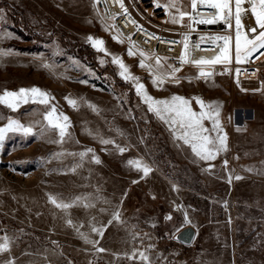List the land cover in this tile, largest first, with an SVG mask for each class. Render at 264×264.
<instances>
[{
  "label": "rangeland",
  "instance_id": "1",
  "mask_svg": "<svg viewBox=\"0 0 264 264\" xmlns=\"http://www.w3.org/2000/svg\"><path fill=\"white\" fill-rule=\"evenodd\" d=\"M179 2L190 11V0ZM106 28L92 0H0V50H11L0 54V95L37 87L55 97L50 103L71 122L63 144L49 143L58 139L55 131L42 138L9 132L0 143V238H9L0 264H142L138 256L128 258L134 251H146L152 264H264V85L239 88L211 66H204L213 73L207 82L195 79V66L176 76L179 83L157 87L153 73L139 66V52L129 56V47ZM89 36L102 39L154 99L185 97L197 112L194 97L218 102L228 150L213 161L196 158L148 111L134 82L119 75L112 55L94 48ZM65 97L76 99L78 107ZM28 101H12L15 110L0 104V127L8 118L43 123L47 107L32 102L30 94ZM117 145L126 150L120 153ZM87 149L93 152L83 158L70 155ZM55 152L64 155L41 163ZM137 159L152 169L146 177L128 164ZM210 163L214 167L207 171ZM50 195L63 202L86 200L64 210ZM185 212L190 224L184 223ZM93 227L103 228V235ZM187 227L196 231L191 245L177 239ZM80 233L98 243H86Z\"/></svg>",
  "mask_w": 264,
  "mask_h": 264
},
{
  "label": "snow or ice",
  "instance_id": "2",
  "mask_svg": "<svg viewBox=\"0 0 264 264\" xmlns=\"http://www.w3.org/2000/svg\"><path fill=\"white\" fill-rule=\"evenodd\" d=\"M106 3L107 0H96V3ZM115 3L119 4L125 16H129L127 8L124 7L123 0H114ZM245 0H190L191 12L182 10L179 0H165L164 3H160L159 0H153L154 7L163 8L166 15L169 16V20L165 22H170L173 24H181L185 27H190V25H183L185 17H188L190 21L199 23V24H214L220 20H224L227 23L228 28H232L230 23L233 15L235 18V39H234V55L235 62L240 64L241 62H249L252 60L253 56L255 59H259V56L255 54L260 52L261 49H264V0H250L251 4V14L254 17V26L249 27L246 32H241V19L242 12L245 11L242 9V4ZM233 4L235 11L233 13ZM207 6L210 9L215 10V15L209 18L201 17L196 19L192 16V13L198 12V6L203 7ZM174 10V11H173ZM130 23L136 24L135 20L129 19ZM114 27V26H111ZM105 30H109L106 28ZM138 31H145L143 26L137 25ZM147 34V33H146ZM10 35V34H9ZM149 39H160L155 36V34H147ZM114 40L117 42H123L118 39V36H113ZM131 41V37H128ZM212 44H215L217 41H223V45L219 47V52L217 55L211 58L207 57H194L192 53L194 51H207L209 49H202L200 45L205 42L206 37L200 36L199 42L190 45V38L188 34H183V39L179 42L182 44V51L178 60L181 65L186 63H191L194 66L200 68L195 79L203 78L206 82L213 75L210 71H204V66H211L216 64H227L232 62V47L231 41L232 37L230 36H212L207 38ZM87 40L91 42L92 46L98 51H103L106 55H112L108 53L107 49L103 47L104 41L92 36L87 37ZM147 42V41H146ZM167 42L170 44L177 43L176 41H161ZM135 42H131L130 47L128 48V55L134 56L137 54ZM171 50V49H170ZM139 55L142 59L139 62V66L146 68L150 73H153L152 83L153 85L159 87L163 85L166 81H172L179 83V78L176 77V73L180 71V68L174 65H168V71L164 70L162 61L166 62L167 58L156 56L155 53L150 55L146 54L143 50H138ZM0 54L8 55L11 54V50H0ZM58 53H54L56 55ZM260 55H264V52H260ZM154 59V64L146 63V60ZM103 63V61H101ZM112 63L118 65L120 72L119 75L125 80H131L134 82L136 93L138 96H141L143 102L148 106V111L154 113L157 118L163 121L168 125L169 130L172 132L174 139L182 141L183 145L189 147L196 158L202 161H213L221 152H226L228 150L227 133L224 132L221 122L219 119L220 116V107L221 105L218 102H205L199 97H194V99L199 106V112L193 110L191 107V101L188 98L181 97L178 95H173L170 99L156 100L150 96L143 83L139 82V78L132 75L129 71L128 66L123 62V60L115 55H112ZM43 67L50 68L51 65L44 64ZM237 76L240 74V69H236ZM189 81L193 79L192 77L187 78ZM81 83H87V81H80ZM239 84V81H236ZM29 94L32 97V102H38L47 107V111L43 114V123L37 121L35 124L24 125L21 122L8 118V123L0 127V143L5 139V136L9 132H21L25 137L32 136L37 138H42L47 132L55 131L58 133V139L50 140L49 143L63 144L67 135V129L71 126L70 119L67 115H64L62 112H58L55 105L51 104L50 101L54 100L55 97L51 96L49 93L37 88L32 87L30 89H19L18 92H11L7 89L4 90L3 94L0 95V104H5L7 107L15 110L17 104L12 101H16L17 98L23 100L24 103L29 102ZM39 98L38 100L36 98ZM66 102L69 106L76 109L78 107V101L71 97H65ZM89 107L93 111H96L94 105L89 104ZM205 121L210 122V127L205 125ZM40 126L39 132L34 131V128ZM240 128H237L239 131ZM101 143L109 144L114 143L110 140H101ZM117 148L120 153H123L126 149L123 147ZM93 152L92 149H87L84 152L75 154L70 153V155H79L81 158L86 156L88 153ZM64 153L55 152L50 153L48 157L40 158L41 163H47L51 159H58ZM93 159L96 163H100L98 157L93 156ZM129 165L135 166L138 170L143 172V175L146 177L150 172L151 168L142 164L141 160H130L128 161ZM228 161H224L225 168L227 167ZM214 165L211 163L207 171H211ZM74 170V169H73ZM249 171H251L249 169ZM232 176L229 175V183H231ZM236 180L242 179L241 176H235ZM133 183H136L134 181ZM50 202L53 203L57 208L68 209L72 206L79 205L86 200V198L76 197L71 202L58 201L55 197H49ZM85 207H92L91 203H85ZM119 212L113 213V219L119 220ZM167 219L171 220L172 217L169 216ZM69 224L72 223L71 220L67 221ZM112 221H109V224ZM184 223L190 224L191 221L188 218V214H184ZM77 231H79L77 229ZM93 232H96L98 235H103V228H92ZM80 235L85 239L86 243L95 245L97 241L88 240L87 236L84 233ZM3 240V243H0V252L7 251L9 248V238L7 236L0 238ZM151 247V246H149ZM98 252H104L106 249L97 248ZM139 257L142 264H152L149 255L146 254V251L133 252L129 259H135ZM6 264H13V261H7Z\"/></svg>",
  "mask_w": 264,
  "mask_h": 264
},
{
  "label": "built area",
  "instance_id": "3",
  "mask_svg": "<svg viewBox=\"0 0 264 264\" xmlns=\"http://www.w3.org/2000/svg\"><path fill=\"white\" fill-rule=\"evenodd\" d=\"M92 2L101 20L126 46L130 47L131 42H135V51L143 50L148 55L155 53L156 56L167 58V63L162 61L165 65H174L180 68L176 76L187 68L195 67L191 63L181 65L178 60L182 51V44L179 42L183 39V34L189 35L190 45L199 42L200 36L206 37L205 42L202 43L200 47L209 50L194 51L192 55L194 57L207 58L217 55L219 47L223 45V41H217L215 44H212L207 38L226 35L232 37V62L211 65V67L223 71L229 77L231 83L239 88L259 89L264 85V55H260V52H264V49H261L260 52L255 54L259 56V59H255V56H253L252 60L249 62H241L240 64L235 62L234 15L230 21L232 28H228L226 21L223 19L214 24H199L190 21L188 17L183 21V25H190V27H185L181 24L165 22L169 20V16L166 15L163 8L154 7L153 0H123L124 7L127 8L130 17L124 15L123 9H121L119 4L115 3L114 0H107L106 3H96V0H92ZM242 9L245 10L241 14V32L244 33L249 27L254 26L255 23L254 17L251 14L250 0H245L242 4ZM234 11L235 8L233 4V13ZM189 12H191V8ZM214 15L215 10L208 8L206 5L203 7L198 6V12L192 13V16L197 20L201 17L209 18ZM129 19L135 20L136 24L130 23ZM137 25L143 26L146 32L138 31ZM146 33L155 34V36L160 39H149ZM128 37H131V41ZM161 41H176L177 43L170 44ZM237 68L240 69V74L238 76L236 73ZM237 80L239 84H237Z\"/></svg>",
  "mask_w": 264,
  "mask_h": 264
},
{
  "label": "water",
  "instance_id": "4",
  "mask_svg": "<svg viewBox=\"0 0 264 264\" xmlns=\"http://www.w3.org/2000/svg\"><path fill=\"white\" fill-rule=\"evenodd\" d=\"M195 236V229L192 227H187L177 235V239L185 245H191L195 239Z\"/></svg>",
  "mask_w": 264,
  "mask_h": 264
}]
</instances>
